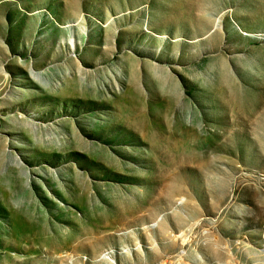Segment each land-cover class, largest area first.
Here are the masks:
<instances>
[{
  "label": "rangeland",
  "instance_id": "obj_1",
  "mask_svg": "<svg viewBox=\"0 0 264 264\" xmlns=\"http://www.w3.org/2000/svg\"><path fill=\"white\" fill-rule=\"evenodd\" d=\"M0 69V264H264V0H0Z\"/></svg>",
  "mask_w": 264,
  "mask_h": 264
},
{
  "label": "bare ground",
  "instance_id": "obj_2",
  "mask_svg": "<svg viewBox=\"0 0 264 264\" xmlns=\"http://www.w3.org/2000/svg\"><path fill=\"white\" fill-rule=\"evenodd\" d=\"M69 42H71V41H69ZM72 44V43H71ZM1 70V69H0ZM2 72V71H1Z\"/></svg>",
  "mask_w": 264,
  "mask_h": 264
}]
</instances>
